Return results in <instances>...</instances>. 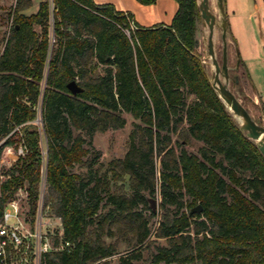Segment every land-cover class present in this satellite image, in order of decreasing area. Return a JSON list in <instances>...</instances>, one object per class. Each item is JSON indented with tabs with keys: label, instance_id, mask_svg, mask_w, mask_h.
Returning a JSON list of instances; mask_svg holds the SVG:
<instances>
[{
	"label": "trees",
	"instance_id": "obj_1",
	"mask_svg": "<svg viewBox=\"0 0 264 264\" xmlns=\"http://www.w3.org/2000/svg\"><path fill=\"white\" fill-rule=\"evenodd\" d=\"M177 1L172 22L153 26L110 2L39 0L26 13L34 0H16L10 8L0 54V160L9 145L25 154L3 172L0 215L25 187L34 216L45 174L44 204L72 243L45 264H110L121 242L133 250L118 264H146L138 246L152 236L167 244L149 264H264V155L211 84L196 37L198 0ZM72 80L81 92L68 88ZM124 112L138 120L125 155L94 168L86 143L125 126ZM194 140L204 142L202 157L187 149ZM157 186L159 212L148 200ZM197 204L203 210L192 213Z\"/></svg>",
	"mask_w": 264,
	"mask_h": 264
},
{
	"label": "rangeland",
	"instance_id": "obj_2",
	"mask_svg": "<svg viewBox=\"0 0 264 264\" xmlns=\"http://www.w3.org/2000/svg\"><path fill=\"white\" fill-rule=\"evenodd\" d=\"M16 0H0V54L3 52L5 45V37L10 27V20L8 18V12L10 8L15 4ZM210 5L213 11L219 17V11L217 6V0H210ZM39 6V0H34L33 6L27 9L26 13L35 11ZM226 8L228 13V22L230 26V35L227 36V53L228 64L231 78L226 84L229 88L238 96L241 103L248 109L252 117L259 123L264 125V101L256 96L257 91L253 86L248 68L244 65L246 62L251 69L257 66L256 57L258 53H264V9L260 12H255V0H226ZM210 30L208 26H205L202 19L198 21L196 37L198 40V49L202 54L204 63L207 66L208 74L211 78L214 71L212 59L208 55V36ZM214 43L216 49V55L220 63L222 62L224 41L222 37V28L216 27L214 32ZM237 50L240 53L241 62L237 67ZM238 75L239 82L236 83L234 77ZM225 82V80H224ZM256 101V102H255ZM126 118V124L120 128H112L105 131H97L92 138V142L86 143V146L90 149V157H95L94 168L100 167L104 164V169L110 160L114 158L123 157L128 149L129 135L133 128L134 121L136 120L131 113L124 112ZM237 123L239 121L234 117ZM36 121L41 123V118H37ZM79 130L73 129V136ZM87 141H89V137ZM3 142L0 141V144ZM43 143L46 145L45 136L43 135ZM204 144L203 141L194 140L190 145H187L189 152H194L202 157L199 148ZM21 149L23 147L19 145L6 146L0 160V184L7 177L3 172L7 170L13 162L18 158ZM25 154V153H24ZM104 169L101 171L103 172ZM75 171H85L86 167L76 165ZM226 179L228 176L222 174ZM129 178H127L128 180ZM125 180V188L128 189V182ZM121 182H119L120 184ZM47 194V185L45 174L43 175L42 182L40 184V196ZM17 192L15 196H17ZM228 199L231 200V196L227 194ZM160 188L157 186L156 192L153 195H148L149 206L155 212H159L161 202ZM185 200L189 203L191 198L187 195ZM24 210L27 212L29 209L28 202H23ZM195 206V205H194ZM193 206V207H194ZM189 209V207H185ZM196 213V212H194ZM158 226V218L154 216L151 221V234H153L155 228ZM151 244L139 245L138 249L142 251V261L146 264L151 262V256L156 251L157 245H166V239H158L152 236ZM108 241H114L112 238H107ZM133 249L125 242H121L119 245V253L110 258V264H118L119 257L126 253L131 252Z\"/></svg>",
	"mask_w": 264,
	"mask_h": 264
},
{
	"label": "built area",
	"instance_id": "obj_3",
	"mask_svg": "<svg viewBox=\"0 0 264 264\" xmlns=\"http://www.w3.org/2000/svg\"><path fill=\"white\" fill-rule=\"evenodd\" d=\"M52 1V0H51ZM25 151L21 149L20 154ZM0 215V264H45L51 251L70 250L62 219L49 212L40 196L34 216L24 210L28 191L20 187Z\"/></svg>",
	"mask_w": 264,
	"mask_h": 264
},
{
	"label": "water",
	"instance_id": "obj_4",
	"mask_svg": "<svg viewBox=\"0 0 264 264\" xmlns=\"http://www.w3.org/2000/svg\"><path fill=\"white\" fill-rule=\"evenodd\" d=\"M198 2L202 22L205 26H208L210 30L207 47L208 55L212 59V64L214 66V71L210 78L211 84L223 101L225 107L228 108L232 115L236 118H242V121L239 122L240 129L247 135L248 138L256 143L257 147L264 155V125L257 122L252 117L248 109L241 103L238 96L226 84V82H228L231 78L227 53V36L230 35V28L228 22L226 1L217 0L219 17L211 9L210 0H198ZM216 27L222 28V37L224 41L223 57L221 63L217 58L214 43V32ZM240 62V53L237 50V67L240 65ZM234 80L236 83L239 82L238 75L234 77ZM68 88L74 94H77L83 90V88L77 83L76 80L70 81L68 83ZM129 177L130 175H127V178ZM202 210L203 206L201 204H197L191 209V212H201Z\"/></svg>",
	"mask_w": 264,
	"mask_h": 264
},
{
	"label": "crops",
	"instance_id": "obj_5",
	"mask_svg": "<svg viewBox=\"0 0 264 264\" xmlns=\"http://www.w3.org/2000/svg\"><path fill=\"white\" fill-rule=\"evenodd\" d=\"M94 1L98 4L110 2L114 4L118 10L133 13L135 20L143 26H153L158 23L170 24L178 10L177 0H157L152 4H144L139 0ZM255 7V12H260L262 9H264V0H255ZM37 9L32 12H36ZM257 55V66L255 68L251 69V67L246 62L244 65L248 68L252 84L256 88V96L258 99L260 98L262 101H264V53L261 52Z\"/></svg>",
	"mask_w": 264,
	"mask_h": 264
},
{
	"label": "bare ground",
	"instance_id": "obj_6",
	"mask_svg": "<svg viewBox=\"0 0 264 264\" xmlns=\"http://www.w3.org/2000/svg\"><path fill=\"white\" fill-rule=\"evenodd\" d=\"M211 6V5H210ZM212 9V7H211ZM213 10V9H212ZM238 121L241 122L242 121V118L241 117H237Z\"/></svg>",
	"mask_w": 264,
	"mask_h": 264
}]
</instances>
